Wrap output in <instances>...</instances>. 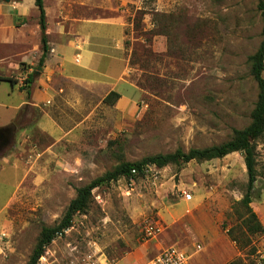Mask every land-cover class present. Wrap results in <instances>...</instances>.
<instances>
[{"label":"rangeland","instance_id":"obj_1","mask_svg":"<svg viewBox=\"0 0 264 264\" xmlns=\"http://www.w3.org/2000/svg\"><path fill=\"white\" fill-rule=\"evenodd\" d=\"M92 2L118 9H100V16L120 13L119 60L98 56L95 69L85 70L84 52L76 62L69 53L68 69L103 86L55 73L48 85L39 84L51 95L38 102L21 63L13 76L30 103L16 112L23 88L16 86L9 96L10 84L0 83V124L13 128L1 137L7 135L0 151V264H28L42 226L57 223L79 187L122 160L219 144L251 122L259 89L249 56L258 49L264 26L258 0H46L53 10L50 28L64 29L66 42L70 35L83 37ZM90 28L118 34L113 25ZM8 53L0 48L2 73L12 68L3 62ZM35 69L37 82L43 67ZM115 83L120 98L128 93L120 106L118 100L104 101ZM256 168L251 207L264 226V135L257 140ZM247 181L243 154L232 152L209 161L151 166L138 178L96 187L87 211L46 247L40 264H87L90 256L98 264H118L145 240L147 220L160 222V236L179 244L186 222L170 224L172 213L197 217L198 231L210 232V238L184 241L191 250L202 246L192 251L189 264H228L236 258L239 264H264V232H248L249 213L240 203ZM198 204V211L188 210ZM205 212L213 217L209 228L201 221Z\"/></svg>","mask_w":264,"mask_h":264},{"label":"crops","instance_id":"obj_2","mask_svg":"<svg viewBox=\"0 0 264 264\" xmlns=\"http://www.w3.org/2000/svg\"><path fill=\"white\" fill-rule=\"evenodd\" d=\"M61 7V6H60ZM91 10V14L89 17L85 19L86 28L84 33H82L83 37L78 35H70V37L64 40V29H52L50 28L52 19H53V10L50 8L46 0H44V8L46 13V28H43L40 25V11L38 6L36 5L35 0H0V48L6 47L10 50V53L5 54L3 57V62L8 61L11 65V70L7 73L0 72V77L12 78L15 82L8 80H1L2 84H10L9 87H5V92L7 95L11 96L14 92H16V86L21 91L25 92V97H23V101L20 105L16 107L17 110L23 104L30 103L27 99L28 91L24 90L25 86L22 87L20 83L14 78L13 73L19 72L21 68V63L27 67V78L30 77L32 73L35 74V67L39 63V59L43 53L42 49V36L46 35L49 45V53L48 57L44 63L42 75L36 80H33L30 83L31 86V96L33 100H37L38 102L43 99L45 94H49L50 88L40 89L38 86L41 82H44L48 85V81L54 77L55 73L57 76H64L68 79H74V81L78 83H88L89 85H102L96 81H92L88 78L70 75L71 69H68V63L72 61L69 58L73 53L74 60L76 62V55L79 54L80 59L83 57L82 53L84 52L86 56V64L82 65V68L85 70H93L95 69V59L98 56L108 57L110 55L115 59L119 60L120 55V42L121 35L120 31L122 29V21H120V13H114L111 16H100L98 11L100 9H104L107 11L116 12L118 9L116 7H99V5L92 4L89 6ZM116 10V11H115ZM112 17V18H105ZM92 25H113L117 27L118 34L117 35H109L104 32H98L96 30H92L90 27ZM17 33V34H16ZM107 51H110L109 53ZM80 61V60H79ZM78 61V62H79ZM67 72V73H66ZM26 78V79H27ZM103 86V85H102ZM118 85L115 83L111 89L108 90L106 95L112 90H118ZM51 94L48 96L50 97ZM126 95L128 93L123 94L122 97L118 99L117 103L120 106V100L126 101ZM130 98L134 97L129 96ZM4 106L9 108V106L4 104ZM13 105L11 109H13ZM14 117V115L10 118V120ZM9 120V123H10ZM7 123V122H6ZM6 123L0 124V129L11 128ZM12 134V132H11ZM194 197V196H193ZM191 195V199H193ZM189 199V200H191ZM188 200V199H187ZM196 205L193 211H198V206ZM202 223L204 225L212 226L213 217L206 212L201 215ZM188 215H179V214H171L170 224L177 222V220H183L186 222V230H185V240L196 237L197 235L201 236V238H210L209 230H204V232L198 231L196 226L197 217H190L188 219ZM157 222V221H156ZM181 222V221H180ZM160 223V222H159ZM161 224V223H160ZM184 226V225H183ZM163 227V226H162ZM164 229V227H163ZM163 232V231H162ZM161 232V233H162ZM160 233V234H161ZM157 236L143 240L141 246L132 252H129L125 255L118 264H146L148 261L157 256L164 248L170 245H176L184 250H186L190 259L192 257L193 252H199L202 249L201 244H195L194 248L191 250L188 248L185 240L180 241V243H171V238L167 235ZM160 236V237H159ZM144 239V238H143ZM200 239V237L198 238ZM200 245L201 248L198 249L197 246ZM190 263V261H189Z\"/></svg>","mask_w":264,"mask_h":264},{"label":"trees","instance_id":"obj_3","mask_svg":"<svg viewBox=\"0 0 264 264\" xmlns=\"http://www.w3.org/2000/svg\"><path fill=\"white\" fill-rule=\"evenodd\" d=\"M40 11L39 22L46 28V13L44 0H35ZM258 8L264 18V0H258ZM43 53L39 59L38 68H41L49 53L47 36H42ZM251 63V74L258 85V96L255 106L251 112V122L244 128H234L230 139L203 148L192 147L188 150L178 148L171 153H158L147 156L140 161L122 160L113 169L106 171L103 175L91 180L88 184L77 189L76 196L70 201L60 220L53 225H43L38 236L37 243L32 251L28 264H40V258L44 255L46 247L59 235H63L74 222V218L79 213H84L89 208L93 199V190L96 187L111 183L120 178L128 180L145 175L149 166L158 168L170 163L177 165L190 161H209L216 158H223L232 152H240L244 156V161L248 174L246 191L240 203L249 213L246 221L248 232L254 234L264 232V226L258 220L257 214L251 207L253 201V191L258 178L257 172V140L264 135V26L262 30V40L258 49L249 56ZM34 73L27 78V83L32 81ZM1 80L15 82L12 78L3 77ZM120 94L114 90L110 91L104 101L110 105L120 98ZM135 170V171H134ZM233 239V238H232ZM235 240V239H233ZM240 258L230 261L228 264H239Z\"/></svg>","mask_w":264,"mask_h":264},{"label":"built area","instance_id":"obj_4","mask_svg":"<svg viewBox=\"0 0 264 264\" xmlns=\"http://www.w3.org/2000/svg\"><path fill=\"white\" fill-rule=\"evenodd\" d=\"M77 60L79 61V58ZM150 167L151 166L148 167L147 171ZM187 198L190 199L191 194H187ZM162 231L163 227L159 222H156L155 220H147L145 221L142 230L143 238L146 240L153 238L160 234ZM197 248L200 249L201 246L198 245ZM189 261L190 255L186 250L176 245H170L164 248L157 256L148 261L146 264H189ZM87 264H98V261H94L93 257L90 256L88 258Z\"/></svg>","mask_w":264,"mask_h":264},{"label":"flooded vegetation","instance_id":"obj_5","mask_svg":"<svg viewBox=\"0 0 264 264\" xmlns=\"http://www.w3.org/2000/svg\"><path fill=\"white\" fill-rule=\"evenodd\" d=\"M13 128H6V129H0V151L1 149L6 145V140H5V137H7V135H5V137L3 139H1L3 133L5 131H7V133H10L12 132Z\"/></svg>","mask_w":264,"mask_h":264}]
</instances>
